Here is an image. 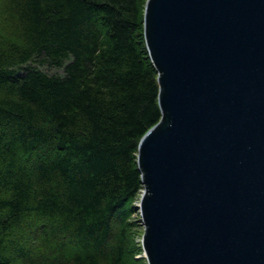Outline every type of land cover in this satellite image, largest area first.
Here are the masks:
<instances>
[{
	"label": "trees",
	"instance_id": "trees-1",
	"mask_svg": "<svg viewBox=\"0 0 264 264\" xmlns=\"http://www.w3.org/2000/svg\"><path fill=\"white\" fill-rule=\"evenodd\" d=\"M144 2L0 0V264H145L128 245L160 118Z\"/></svg>",
	"mask_w": 264,
	"mask_h": 264
},
{
	"label": "water",
	"instance_id": "water-1",
	"mask_svg": "<svg viewBox=\"0 0 264 264\" xmlns=\"http://www.w3.org/2000/svg\"><path fill=\"white\" fill-rule=\"evenodd\" d=\"M158 122L140 139L145 264H264V0H145Z\"/></svg>",
	"mask_w": 264,
	"mask_h": 264
},
{
	"label": "rangeland",
	"instance_id": "rangeland-1",
	"mask_svg": "<svg viewBox=\"0 0 264 264\" xmlns=\"http://www.w3.org/2000/svg\"><path fill=\"white\" fill-rule=\"evenodd\" d=\"M139 195L136 197L134 205L136 206L138 203ZM137 209V208H136ZM129 230H128V245L130 248H135V250L140 249V254L137 255L138 258H142L141 246H140V238L142 235V226L139 221V214L136 211L132 213V215L128 218Z\"/></svg>",
	"mask_w": 264,
	"mask_h": 264
}]
</instances>
